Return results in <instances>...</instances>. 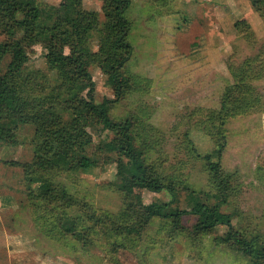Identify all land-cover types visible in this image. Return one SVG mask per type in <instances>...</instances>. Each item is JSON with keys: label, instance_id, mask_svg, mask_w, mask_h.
I'll use <instances>...</instances> for the list:
<instances>
[{"label": "rangeland", "instance_id": "1", "mask_svg": "<svg viewBox=\"0 0 264 264\" xmlns=\"http://www.w3.org/2000/svg\"><path fill=\"white\" fill-rule=\"evenodd\" d=\"M61 1L36 0L41 6ZM255 1L130 0L125 16L131 54L122 68L128 86L118 99L107 82L111 70L102 62L99 37L89 35L94 101L115 100L108 111L110 118L130 120L136 148L148 166H159L174 194L129 182L131 196H125L115 185L120 156L97 147L112 139L113 133L99 125L89 126L92 146L88 152L96 158V166L51 170L73 198L72 204L63 206L68 221L81 231L98 222L90 229L91 244L82 249L63 233L59 224L69 223H58L57 214L48 221L36 219L22 169L3 162L36 159L28 142L33 127L20 120L14 136L18 141L0 143V264H38L41 252L64 264H259L242 254L237 242L252 239L264 247V55L263 62L256 57L264 52V20L254 23L246 18V9ZM81 2L101 28L102 0ZM3 37L0 34V40ZM100 39L102 43L110 40L103 32ZM44 52L40 44L30 49L23 66L30 81L33 86L41 80L53 87L61 84L65 90L70 70L50 69ZM245 60L251 64L244 65ZM234 82L252 84L261 100L244 113L225 117L221 96ZM222 140L220 166L228 176V189L221 209L232 214L233 238L220 241L227 230L224 225L194 230L197 217L190 213H183L177 222L152 216L133 234L120 227L126 224L121 213L138 199L143 205L166 202L170 208L188 211L186 192L192 190L205 203H214L211 194L216 182L190 146L203 155ZM97 149L100 153L95 155Z\"/></svg>", "mask_w": 264, "mask_h": 264}, {"label": "trees", "instance_id": "2", "mask_svg": "<svg viewBox=\"0 0 264 264\" xmlns=\"http://www.w3.org/2000/svg\"><path fill=\"white\" fill-rule=\"evenodd\" d=\"M81 1L62 0L58 5L41 6L36 0H0V34L4 36L0 40V65H3L0 68V143L14 144L18 141L14 136L20 120L33 127L28 142L36 159L26 163L3 162L22 169L26 195L38 215L36 219L48 221L57 214L58 223H69L68 226L59 224L63 233L73 238L75 243L79 242L82 249H87L91 244L90 229L98 222L89 224L81 231L78 224L68 221L70 218L62 211L72 204L73 198L65 186L54 179L51 170L74 171L96 166V158H92L88 152L92 146V138L87 130L89 126L99 125L113 133L112 139L97 147L102 151H116L120 156L116 163L115 185L125 196H131L127 187L129 182L155 192L165 188L174 194V188L169 182H164L159 166L145 163L135 146L130 120L110 118L108 111L115 100L104 98L97 103L93 97L94 84L88 70L93 58L87 39L91 33L99 37L102 62L111 70L107 82L115 92L116 99L124 94L128 86V78L122 68L131 54V45L126 39L129 22L125 16L130 0H102L101 28L92 22L91 12L82 7ZM252 8L264 20V0H256ZM101 32L110 40L102 43ZM35 44H40L45 50L50 69L70 70L71 80L65 90L60 87L61 84L53 87L49 83L44 84L43 80L33 86L29 71L23 66ZM262 55L264 52L256 55L261 62ZM248 60L243 64H251ZM225 89L220 100L221 113L225 117L244 113L261 100L259 93L248 82H234ZM224 145L225 141L222 140L210 153L203 155L190 146L195 157L203 161L216 182L215 191L211 194L215 197L214 203H205L202 196L192 190L186 192L190 205L188 211L170 208L166 202L143 205L138 199L132 208L128 206L121 213L126 224H119L120 227L133 234L143 229L144 223L152 216L177 222L183 213H190L197 217L194 230L202 232L224 225L227 230L220 241L233 238L232 214L221 209L228 189V176L220 166ZM100 150L97 149L94 154L98 155ZM111 227L119 229L113 224ZM237 242L240 252L253 263L264 264L263 246H258L252 239Z\"/></svg>", "mask_w": 264, "mask_h": 264}, {"label": "crops", "instance_id": "3", "mask_svg": "<svg viewBox=\"0 0 264 264\" xmlns=\"http://www.w3.org/2000/svg\"><path fill=\"white\" fill-rule=\"evenodd\" d=\"M246 13H247V16H248L246 18H247V20L249 22L251 21V22L257 23V21L261 20L259 18V16L257 15V13L253 10L251 4H249L248 9H246ZM253 20H255V21H253ZM49 255H51V254H48V253H45V252H41L40 256L36 257V260H40V262H41V263H38V264H64V262L61 259H59L58 261H54V260H52L51 257H49ZM51 256H53V255H51ZM8 257L10 258V254L8 255ZM55 257L56 256H54L53 258H55ZM32 263L36 264V261H34Z\"/></svg>", "mask_w": 264, "mask_h": 264}]
</instances>
